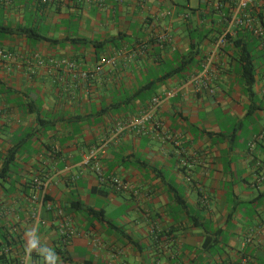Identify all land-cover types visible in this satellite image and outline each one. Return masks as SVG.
I'll return each instance as SVG.
<instances>
[{
	"label": "crops",
	"instance_id": "1",
	"mask_svg": "<svg viewBox=\"0 0 264 264\" xmlns=\"http://www.w3.org/2000/svg\"><path fill=\"white\" fill-rule=\"evenodd\" d=\"M205 4L0 0V49L16 57L0 60V175L10 161L0 176V229L25 242L21 254L40 247L28 264H264V39L237 28L213 58L217 94L196 92L188 81L202 70L217 38L191 49L190 29L197 23L185 16ZM263 12L264 0H255L253 20ZM216 24L198 23L207 30L219 29ZM29 30L40 39L29 38ZM167 30L174 50L147 41ZM121 49L127 56L116 66H101ZM241 50L254 60L250 88ZM62 60L97 70L95 79L76 77ZM172 90L176 96L158 117L181 135L185 153L153 136L127 134L103 163L108 175L139 196L100 183L83 166L84 157L116 123ZM35 180L47 185L53 210L40 194L33 199ZM58 210L76 230L67 242L58 234ZM250 234L253 242L245 247Z\"/></svg>",
	"mask_w": 264,
	"mask_h": 264
},
{
	"label": "built area",
	"instance_id": "2",
	"mask_svg": "<svg viewBox=\"0 0 264 264\" xmlns=\"http://www.w3.org/2000/svg\"><path fill=\"white\" fill-rule=\"evenodd\" d=\"M54 0H41L44 5H48ZM175 1V0H172ZM255 5V0H237V7L231 17L227 22V28L225 32L218 37L215 42L214 52L206 60L202 70L199 73L193 75L188 84L192 85L198 93H206L210 97H214L217 94V89L214 86L216 80V72L213 69V58L216 53L226 46L231 35H233L236 29H241L249 27L253 34L260 38L264 39V12L259 19V21L253 20L251 17L250 11L251 8ZM171 12H168L167 15H171ZM188 18V16H185ZM151 39H157L164 47H169L171 50L175 49L174 39L169 31L158 35L157 37H149L147 41ZM264 50V43L262 45ZM148 50L147 42L142 44L139 48V54L143 55ZM127 56L125 49L118 50L113 53V55L104 58L101 61V66H116L120 60L124 59ZM0 60L6 63H13L16 61V57L13 53L4 51L0 49ZM62 66H65L67 69L75 73L76 77H80L85 81H90L95 79L97 70H82L76 66L75 63L62 60L60 61ZM176 96V91H169L162 95L154 96L144 107V109L137 115L132 118H129L125 121H120L116 123L114 128L111 131V134L106 137L103 142L89 151V153L83 159V166L85 168L91 169L98 180L102 184H106L111 187L117 193H133L136 197L139 196L138 191L134 190L133 187L126 183L124 180L115 175H108L104 167V159L108 155L110 147L118 143L122 137L127 134H134L136 136H153L163 143H170L175 146L178 150L179 155L185 153V149L182 147L180 142V134H173L165 125L164 121L158 117L159 113L163 110L164 106L168 101ZM0 114L2 110L0 109ZM256 140L250 144V149L254 150L256 147ZM183 161V160H182ZM183 167L186 168V179L188 182H192L191 172L187 166V162L183 161ZM35 187L37 188L38 194L34 196V200L37 201L39 194L41 195L42 202H44L45 207L50 211L54 209V206L51 203L46 202V197L48 194L47 185L40 181H34ZM208 195L203 196V203L207 205ZM57 217L59 218L57 230L58 234L63 242L71 240L76 235V230L72 226L71 221L65 217L63 210H58L56 212ZM37 218V215H36ZM254 235L250 234L244 241L243 246L246 247L247 244L253 242ZM39 246H35L34 249L30 248L27 253L18 255V263L15 264H28V260L31 257L32 253L39 250ZM7 251V250H6ZM17 256V254H16ZM246 264V263H244Z\"/></svg>",
	"mask_w": 264,
	"mask_h": 264
},
{
	"label": "trees",
	"instance_id": "3",
	"mask_svg": "<svg viewBox=\"0 0 264 264\" xmlns=\"http://www.w3.org/2000/svg\"><path fill=\"white\" fill-rule=\"evenodd\" d=\"M190 0H184V2H189ZM237 7V0H206V4L199 9L190 10L191 13L188 15V18H185L186 22L192 25L193 23H197L196 26H193V29H190V39L192 41L191 49H197L199 45L205 40H213L215 38L218 39L225 30L227 22L231 19L235 9ZM194 15V19L191 15ZM217 21L218 24L216 26L219 29L207 30L205 26L198 25L200 22H214ZM190 25H188L190 27ZM1 28V27H0ZM5 32H8L9 29L2 28ZM245 32L250 30L249 27H245L243 29ZM251 35L253 32L250 30ZM26 35L29 38H34L36 40L40 39V35H38L35 31L29 30ZM254 35V34H253ZM200 52H197L195 56L199 55ZM194 58H191L188 63H185L181 70H184L187 64H191V60L194 61ZM240 63L242 66V73L245 79L246 85L250 88L254 84L255 77V67L254 60L250 56V52L242 51L240 52ZM180 72V71H179ZM152 85H150L151 87ZM149 87V89H150ZM11 160V159H10ZM8 165L5 166L4 171L2 172L1 177L6 175V171L9 168L10 161L8 160ZM0 177V178H1ZM85 211L88 214L93 215L94 217H101L104 215L103 212L95 211L92 208H85ZM7 250V251H6ZM25 250V242L21 240L18 236H13L12 234L6 232L4 233L0 229V264H15L18 263V255L21 254ZM17 254V256H16Z\"/></svg>",
	"mask_w": 264,
	"mask_h": 264
}]
</instances>
